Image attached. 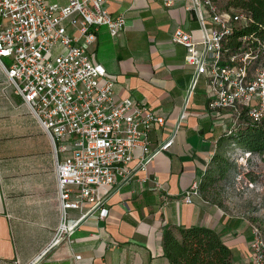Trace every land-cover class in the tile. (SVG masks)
Here are the masks:
<instances>
[{"label": "crops", "instance_id": "0c3cea01", "mask_svg": "<svg viewBox=\"0 0 264 264\" xmlns=\"http://www.w3.org/2000/svg\"><path fill=\"white\" fill-rule=\"evenodd\" d=\"M186 5L167 9L157 0L106 1L105 9L124 16L126 26L117 37L100 27L89 55L114 79L118 102L132 99L166 119L152 131L151 148L159 150L170 139L173 145L145 171L137 168L141 151H136L127 179L108 198V216L101 219L99 211L86 216L72 244L62 243L39 260L61 223L52 144L0 67V264H75V255L83 264H171L164 232L193 226L220 232L235 264H250L247 220L221 201L202 195L192 203L185 199L235 122L229 112L209 109L207 78L199 76L194 85L197 71L186 63L187 50L172 40L178 28L203 39ZM70 217L80 219L81 213L71 211Z\"/></svg>", "mask_w": 264, "mask_h": 264}, {"label": "built area", "instance_id": "2783aa9c", "mask_svg": "<svg viewBox=\"0 0 264 264\" xmlns=\"http://www.w3.org/2000/svg\"><path fill=\"white\" fill-rule=\"evenodd\" d=\"M106 1L0 0V67L50 139L55 160L61 223L37 260L62 243L72 244L86 216L98 211L101 219L108 216V198L127 179L136 151H141L137 168L145 171L173 145L170 139L159 150L151 148L152 131L166 119L132 99L118 102L114 79L89 55L100 27L117 37L126 26L124 16L105 9ZM157 1L167 9L190 3L186 10L203 39L178 28L172 40L187 50L186 63L197 71L194 85L199 76L207 78L209 109L229 112L233 127L244 112L253 122L264 120V41L235 54L225 46L234 29L248 22L247 13L223 10L219 0ZM194 196H201L198 184L185 194L186 202ZM71 211L81 218H71ZM250 229V264H264V232L256 224ZM74 260L83 264L80 255Z\"/></svg>", "mask_w": 264, "mask_h": 264}, {"label": "trees", "instance_id": "16d2710c", "mask_svg": "<svg viewBox=\"0 0 264 264\" xmlns=\"http://www.w3.org/2000/svg\"><path fill=\"white\" fill-rule=\"evenodd\" d=\"M219 1L223 10L233 14L243 11L248 16V22L235 28L228 38L225 45L227 53L257 49L264 41V0ZM230 131L219 141L218 150L198 184L204 199L213 203H220L218 186L233 170L234 165L229 156L232 147L245 155H264V120L253 122L244 112L236 127ZM163 247L171 264H235L232 249L224 242L222 234L202 226L180 228L177 233L166 230L163 234Z\"/></svg>", "mask_w": 264, "mask_h": 264}, {"label": "rangeland", "instance_id": "374dc122", "mask_svg": "<svg viewBox=\"0 0 264 264\" xmlns=\"http://www.w3.org/2000/svg\"><path fill=\"white\" fill-rule=\"evenodd\" d=\"M50 1L56 4L64 2ZM5 63L9 64V60ZM230 150L233 170L226 180L220 182L217 190L222 206L230 213L243 217L249 225L260 226L264 232V155L247 157L235 147Z\"/></svg>", "mask_w": 264, "mask_h": 264}]
</instances>
